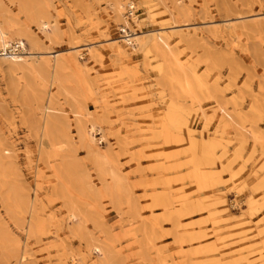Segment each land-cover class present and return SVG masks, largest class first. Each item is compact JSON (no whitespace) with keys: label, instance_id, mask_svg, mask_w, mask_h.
Here are the masks:
<instances>
[{"label":"rangeland","instance_id":"1","mask_svg":"<svg viewBox=\"0 0 264 264\" xmlns=\"http://www.w3.org/2000/svg\"><path fill=\"white\" fill-rule=\"evenodd\" d=\"M5 1L36 39L18 53L33 66L32 56L49 57V70L55 54L64 64L63 89L34 67L27 99L26 74L0 63V154L10 182L34 200V227L28 233L11 218L5 184L0 217L30 264H264V0H133L136 18L127 0H43L47 34ZM125 30L146 42L158 30L169 47H133ZM48 94L70 122L71 153L93 191L61 179L69 152L43 144L30 113L42 118ZM71 95L125 178L118 204L79 137ZM69 202L80 210L74 218ZM244 240L237 254L221 255Z\"/></svg>","mask_w":264,"mask_h":264},{"label":"bare ground","instance_id":"2","mask_svg":"<svg viewBox=\"0 0 264 264\" xmlns=\"http://www.w3.org/2000/svg\"><path fill=\"white\" fill-rule=\"evenodd\" d=\"M9 2L19 6L21 11H23L32 21H38L40 26L45 28L43 31L44 33L47 34L49 29H52V22L43 0H9ZM126 3L131 7L130 10L132 15L134 18H136L137 16L134 11L133 0H127ZM115 6L120 13L123 11L125 4L117 1ZM147 13L149 16L151 15L150 11H147ZM125 22L127 23L126 20ZM125 32L124 40L133 47H136V45H139L140 43L154 44L159 49L163 47H169V40L167 39L166 35L160 33L158 30H156L155 34L148 38L147 42L142 40L139 35L131 36L127 30H125ZM26 38H28V40L32 43H34L36 40L33 36H31L25 26L22 25L20 20L11 14L6 1L0 0V63L6 65L8 70H22L26 74L29 82V90H27L26 95L27 99L30 98V93L32 92L30 90L33 88L30 81L32 80L30 74L34 67L37 68L39 72L43 73L44 77L48 78L51 83L58 84L61 89L65 88L62 76V69L64 66L62 56L60 54H55L53 56L52 70H49L43 63L50 60L49 57L45 58L43 54L32 56V60L35 63L33 66L28 62L26 56L18 53L20 51H22V53L26 51ZM9 50L16 51L9 52ZM89 51L92 53L94 49L91 48ZM79 53H73L71 55L74 58H78L81 54ZM41 58L45 60H41ZM39 60H41V63H38ZM33 90L37 89L34 88ZM36 96L41 99L45 97L42 90H37ZM71 96L72 99L75 100V103H73V111L76 116V128L79 137L82 142L88 145L93 160L97 166L103 170L102 176L104 188L108 193L111 194L113 201L118 204L122 196V190L120 187L125 182V178L119 171V168L109 159V156L107 157V155L102 154L95 145L93 137V132L97 131L95 123L90 119V116L88 118L83 117L81 112L83 106L78 104L75 95ZM47 101L48 104L45 103L41 106L43 113L42 118H35L34 112H31L30 115H32L35 123H38L40 126L43 144H46L47 147L55 148L60 152V155H63V153H61L62 151L69 152V156H63L62 164L57 166V172L59 176L70 185L77 187L82 193L95 190L91 184L90 175L88 174L87 170L78 163V160L71 153L74 148V142L70 134L71 125L69 120L66 117L65 119H62L60 115L56 113V97L53 94H48ZM88 114L90 115V113ZM8 168V162L5 155L0 154V187L4 184L6 186L5 190L2 192V201L11 218L19 226L24 225L25 230L29 233L34 227L32 218L34 217L35 203L25 188L17 185V183H13V181L10 182L11 179L9 180L7 176ZM2 174H5L3 179L1 177ZM107 176L110 177V181L106 180ZM225 201L226 200L222 197L221 202ZM69 208L71 213L70 217L72 218H74V216L78 214V211H80L79 207L74 202H69ZM26 213L30 215V218L26 217ZM80 228L82 230L84 229L83 227ZM251 238H253V236L245 237L244 239L247 241L251 240ZM244 242L245 240L240 242L237 246L224 247L220 250L221 255L228 257L229 254H237L235 252L238 251L237 247L241 246ZM94 249L97 251L102 250L101 246L99 245H96ZM102 251L106 253L104 249ZM0 257L5 261L15 262V264H30L31 261V254L26 244H24L17 237V235L11 231L8 224L1 220V217Z\"/></svg>","mask_w":264,"mask_h":264},{"label":"snow or ice","instance_id":"3","mask_svg":"<svg viewBox=\"0 0 264 264\" xmlns=\"http://www.w3.org/2000/svg\"><path fill=\"white\" fill-rule=\"evenodd\" d=\"M261 89H262V92H264V78H262L261 80ZM245 107H247V105H245Z\"/></svg>","mask_w":264,"mask_h":264}]
</instances>
